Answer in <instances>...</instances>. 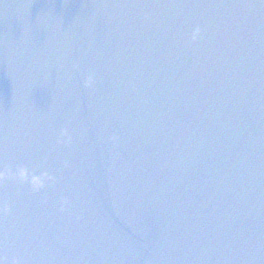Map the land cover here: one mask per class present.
Returning a JSON list of instances; mask_svg holds the SVG:
<instances>
[{"label": "water", "instance_id": "obj_1", "mask_svg": "<svg viewBox=\"0 0 264 264\" xmlns=\"http://www.w3.org/2000/svg\"><path fill=\"white\" fill-rule=\"evenodd\" d=\"M8 167L5 264H264V0H0Z\"/></svg>", "mask_w": 264, "mask_h": 264}, {"label": "clouds", "instance_id": "obj_2", "mask_svg": "<svg viewBox=\"0 0 264 264\" xmlns=\"http://www.w3.org/2000/svg\"><path fill=\"white\" fill-rule=\"evenodd\" d=\"M196 33L200 32V29L197 28ZM94 83V78L93 77H89L88 81H87V85L89 87H91ZM113 142H115L116 137L112 138ZM66 143H71V140H67ZM13 177H16L18 179H20L21 181L27 180L28 179V172L25 168L23 167H18L15 171V173L12 172V169L10 167L5 168L3 171H0V183H3L5 180L8 179H12ZM31 184L34 190H39L40 188H42L43 182L38 178V177H32L31 179ZM68 201L67 200H63L62 204H67ZM7 209H5L6 211ZM63 210V209H62ZM0 264H5V261L3 258H0ZM15 264V262H14Z\"/></svg>", "mask_w": 264, "mask_h": 264}, {"label": "snow or ice", "instance_id": "obj_3", "mask_svg": "<svg viewBox=\"0 0 264 264\" xmlns=\"http://www.w3.org/2000/svg\"><path fill=\"white\" fill-rule=\"evenodd\" d=\"M4 169L3 168H0V171H3Z\"/></svg>", "mask_w": 264, "mask_h": 264}]
</instances>
